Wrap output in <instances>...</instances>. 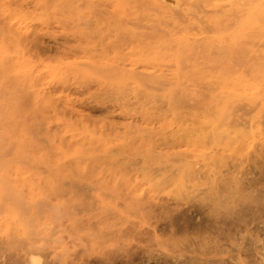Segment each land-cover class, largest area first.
<instances>
[{
	"label": "rangeland",
	"instance_id": "rangeland-1",
	"mask_svg": "<svg viewBox=\"0 0 264 264\" xmlns=\"http://www.w3.org/2000/svg\"><path fill=\"white\" fill-rule=\"evenodd\" d=\"M243 1L0 0V264H264Z\"/></svg>",
	"mask_w": 264,
	"mask_h": 264
},
{
	"label": "bare ground",
	"instance_id": "bare-ground-1",
	"mask_svg": "<svg viewBox=\"0 0 264 264\" xmlns=\"http://www.w3.org/2000/svg\"><path fill=\"white\" fill-rule=\"evenodd\" d=\"M62 2H63V0H61ZM136 2H142V1H144V0H135ZM154 1V0H153ZM255 0H244L243 1V5L244 6H246V4L248 3V4H250V3H252V2H254ZM64 3H66V1L64 2ZM69 3V2H68ZM187 3V2H186ZM263 4V3H262ZM143 5V4H142ZM200 5V4H199ZM248 6V5H247ZM246 6V7H247ZM159 7V6H158ZM162 7V6H161ZM197 7V6H196ZM157 8V7H156ZM163 8H165V7H163ZM160 9V8H159ZM156 10H158V9H156ZM248 11V10H247ZM158 12V11H157ZM181 13V12H180ZM196 13V12H195ZM261 11H260V9L259 10H256V11H254V7H250V9H249V15H248V18H250V19H252V18H256V17H259L260 15H261ZM137 27V26H136ZM155 29V28H154ZM151 30V29H150ZM144 34V33H143ZM145 35V34H144ZM150 36V35H149ZM168 36V35H167ZM260 37V36H259ZM167 38V37H166ZM256 46V45H255ZM152 49V48H151ZM150 49V50H151ZM227 49V48H226ZM228 50V49H227ZM236 53V52H235ZM242 53V52H241ZM166 56H168V55H166ZM234 58V57H233ZM253 61V60H252ZM237 62V61H236ZM243 63H245V62H243ZM241 67V66H240ZM169 68V67H168ZM235 68V67H234ZM242 68H243V66H242ZM209 69V68H208ZM245 70V69H244ZM247 71V70H246ZM235 72V71H234ZM141 82V81H140ZM184 86V85H183ZM176 87V86H175ZM184 101V100H183ZM214 101V100H213ZM207 102H210L209 100L207 101Z\"/></svg>",
	"mask_w": 264,
	"mask_h": 264
}]
</instances>
